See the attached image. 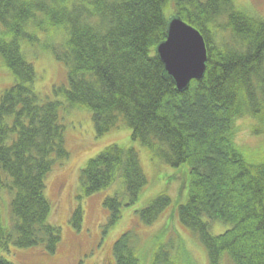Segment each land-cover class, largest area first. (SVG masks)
<instances>
[{
    "label": "trees",
    "instance_id": "obj_1",
    "mask_svg": "<svg viewBox=\"0 0 264 264\" xmlns=\"http://www.w3.org/2000/svg\"><path fill=\"white\" fill-rule=\"evenodd\" d=\"M174 15L198 29L208 49L205 76L182 92L156 53ZM53 34L65 41L48 45ZM26 43L49 47L65 66L67 83L56 89L63 101L37 92ZM0 55L14 76L0 93V264H13L3 256L11 247L54 253L62 240L46 180L70 158L61 113L77 109L92 112L99 136L124 122L133 140L175 171L171 217L197 236L209 264H264V163L249 161L232 142L245 114L264 128V19L233 0H0ZM118 179L120 190L104 200L108 223L148 184L138 152L109 145L79 175L83 196ZM172 204L160 192L137 212L151 225ZM72 221L81 227V206ZM213 222L230 227L214 235ZM138 247L137 234L125 232L114 244L115 262L139 264ZM172 249L152 246L149 264H195L181 246Z\"/></svg>",
    "mask_w": 264,
    "mask_h": 264
},
{
    "label": "rangeland",
    "instance_id": "obj_2",
    "mask_svg": "<svg viewBox=\"0 0 264 264\" xmlns=\"http://www.w3.org/2000/svg\"><path fill=\"white\" fill-rule=\"evenodd\" d=\"M233 1L239 10L264 19V0ZM41 38L43 39L42 35ZM63 41H65L63 35L54 36L53 34L50 39L49 36L47 37L46 43L57 45L62 44ZM25 52L38 72L37 92L39 91L43 97L63 101L64 95L61 92L56 94V89L67 83L65 66L56 60L49 47L41 44L32 46L26 43ZM34 59L37 60L34 61ZM13 81L14 76L0 55V93ZM61 119L65 125L70 158L48 176L46 195L53 205L51 221L60 226L62 240L54 253L46 252L42 247L30 249L11 247V250L3 256L13 264H117L114 257V244L122 234L132 230L133 234H137L141 249L138 253L139 264L150 263L149 251L157 244H169L173 247L172 251L181 246L184 254L189 256L195 264H209L204 245L195 234L174 218L175 210L177 211L179 178H173L175 171H172L171 167L153 157L150 150L139 141L133 140L131 128L124 122L99 136L96 134L90 110L62 111ZM235 127L232 135L235 148L242 151L249 161L264 163V128L260 127V124L249 114L238 118ZM112 144L136 149L148 177V184L139 200L132 206H123L121 218L116 223L110 222V224L108 223L109 212L104 207V200L120 190L121 180L118 179L111 187L95 194L83 196L79 175L90 158ZM187 190L186 187V195ZM166 191L172 197L173 204L155 223L144 224L137 210L158 193ZM183 197H186L185 194ZM3 200L6 210L5 216L2 209L4 219L6 217L5 222L9 223L10 195L5 193ZM78 206H81L83 210V221L79 228L72 221L73 211ZM172 213H174L173 217H171ZM229 227L230 225L226 223L213 222L211 232L219 235ZM224 264L231 263L226 261Z\"/></svg>",
    "mask_w": 264,
    "mask_h": 264
},
{
    "label": "water",
    "instance_id": "obj_3",
    "mask_svg": "<svg viewBox=\"0 0 264 264\" xmlns=\"http://www.w3.org/2000/svg\"><path fill=\"white\" fill-rule=\"evenodd\" d=\"M164 64V72L171 77L177 90L189 88L193 80H201L207 70L208 49L204 36L179 16L168 21L167 38L156 47Z\"/></svg>",
    "mask_w": 264,
    "mask_h": 264
}]
</instances>
